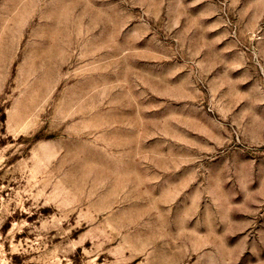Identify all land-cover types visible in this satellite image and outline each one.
Instances as JSON below:
<instances>
[{
  "label": "rangeland",
  "instance_id": "374dc122",
  "mask_svg": "<svg viewBox=\"0 0 264 264\" xmlns=\"http://www.w3.org/2000/svg\"><path fill=\"white\" fill-rule=\"evenodd\" d=\"M0 264H264V0H0Z\"/></svg>",
  "mask_w": 264,
  "mask_h": 264
}]
</instances>
